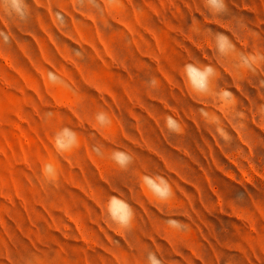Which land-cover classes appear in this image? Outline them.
Wrapping results in <instances>:
<instances>
[{
    "label": "rangeland",
    "instance_id": "374dc122",
    "mask_svg": "<svg viewBox=\"0 0 264 264\" xmlns=\"http://www.w3.org/2000/svg\"><path fill=\"white\" fill-rule=\"evenodd\" d=\"M13 2L0 0V264H264V0L219 15L205 0ZM189 64L218 74L205 93ZM113 197L129 228L109 218Z\"/></svg>",
    "mask_w": 264,
    "mask_h": 264
},
{
    "label": "clouds",
    "instance_id": "9594fccd",
    "mask_svg": "<svg viewBox=\"0 0 264 264\" xmlns=\"http://www.w3.org/2000/svg\"><path fill=\"white\" fill-rule=\"evenodd\" d=\"M205 3L207 6H209L214 14H222L226 11V4L225 0H205ZM13 8L20 14H22L21 8H22V0H14L13 2ZM216 44L218 51L221 53L224 52L225 44L227 43L229 47H232L230 42L228 41V38L224 36L223 34H217L216 36ZM185 75L187 77L188 83L196 90L198 93H205L208 89L209 80L214 75V70L210 66H205L203 69H199L197 67H194L192 64L185 66ZM48 78L52 82H57L59 78L55 76L52 72L48 73ZM222 95L227 98L229 96V93L224 92ZM98 124L101 126H104L106 124L110 123L109 118L104 113H99L95 117ZM167 127L171 131H179V125L171 118H167ZM221 136H225V133L221 131ZM62 135H68L71 137V142L75 143V134L70 132L68 129L62 130ZM57 139L59 140L60 137L58 136ZM113 159L115 162L120 165L121 167L125 166L127 163L130 162V157L125 156L123 153H114ZM44 174L46 177L51 178L53 174V168L50 164H46L44 166ZM160 178L158 177L157 180ZM144 182L146 186L149 188V190L158 198L161 200L167 199L171 195V190L167 187L166 184L161 181L159 184L154 182L151 179H148L145 177ZM163 185V186H162ZM119 205L120 212L117 214L113 211V205ZM109 218L112 220L113 223L119 225L122 228H128L132 220L134 218V213L132 209L128 206L127 203L124 201L118 200L116 198H111L106 204L105 208ZM168 225L172 229H179L181 225L175 221V220H169ZM148 264H161L160 260L157 258V256L149 252L147 256Z\"/></svg>",
    "mask_w": 264,
    "mask_h": 264
},
{
    "label": "crops",
    "instance_id": "0c3cea01",
    "mask_svg": "<svg viewBox=\"0 0 264 264\" xmlns=\"http://www.w3.org/2000/svg\"><path fill=\"white\" fill-rule=\"evenodd\" d=\"M85 16H86V15H85ZM109 17H110V19H111L113 22H115V21L117 20V16L109 15ZM84 18L94 22V17L92 16L91 13H90L89 15H87L86 17H84ZM115 23H117V21H116ZM91 47L93 48L94 46L91 45ZM137 50L140 51L141 49L137 48ZM196 67H197V66H196ZM158 70H159L160 74L162 75V77L165 79V81H166L168 84H171V77H172V76H171V75L168 76L165 72L161 71V68L159 67V65H158ZM217 75H218V74H215V75L213 76V78L209 80V85H208V87L211 86L212 82H214V80L217 79V78H216ZM160 83H161L160 86H162V87H163V86H165V87L167 86L166 84L162 83L161 81H160ZM173 86H174V84H173ZM154 89H158V86H155ZM146 94H147V95H150L149 92H146ZM159 102H160V104H162V109H163V108H166V107H165V102H164L163 100H159ZM151 119H152V121H153L152 123H154V124L156 123L155 125L158 126V120H157L156 118H154V117H152ZM155 125H154V126H155ZM134 128H135L136 130H139V127H137L136 125H135ZM128 228H129V227H128Z\"/></svg>",
    "mask_w": 264,
    "mask_h": 264
}]
</instances>
